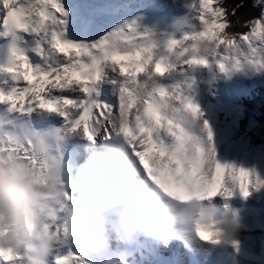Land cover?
<instances>
[{
  "label": "snow or ice",
  "instance_id": "snow-or-ice-1",
  "mask_svg": "<svg viewBox=\"0 0 264 264\" xmlns=\"http://www.w3.org/2000/svg\"><path fill=\"white\" fill-rule=\"evenodd\" d=\"M190 7L194 24L161 34L139 20L102 27L112 11L107 3L0 0V157L43 171L64 157L69 136L123 140L142 173L176 198H229L237 188L246 198L249 176L251 189L264 187L254 169L221 163L214 147H204L190 76L213 64L224 73L264 69V0H193ZM37 119L46 130H37ZM62 211L40 207L35 227L52 245L46 258L0 248V264H49L50 255L53 264H84L70 246ZM195 231L219 242L214 227Z\"/></svg>",
  "mask_w": 264,
  "mask_h": 264
},
{
  "label": "clouds",
  "instance_id": "clouds-1",
  "mask_svg": "<svg viewBox=\"0 0 264 264\" xmlns=\"http://www.w3.org/2000/svg\"><path fill=\"white\" fill-rule=\"evenodd\" d=\"M82 162L65 157L41 171L26 161L0 157V248L46 258L50 241L35 227L40 207L61 208L68 237L94 248L109 242L110 210L130 239L138 234L168 246L197 225L214 227L225 248L240 247L239 213L216 197L176 198L146 177L123 140L88 141ZM71 194V195H69ZM126 264V262H125Z\"/></svg>",
  "mask_w": 264,
  "mask_h": 264
},
{
  "label": "rangeland",
  "instance_id": "rangeland-1",
  "mask_svg": "<svg viewBox=\"0 0 264 264\" xmlns=\"http://www.w3.org/2000/svg\"><path fill=\"white\" fill-rule=\"evenodd\" d=\"M172 1L173 3L178 2V4L175 3L171 4L170 8L167 9L162 15L155 17L156 19L155 18L154 19L156 23L154 24L153 27H149L150 29H153L158 33L159 30L163 28V24L168 25V23H170L169 19L162 18L163 16H165L164 14L167 13L168 11L171 13H175V15L180 14L183 16L177 24L174 25L173 23L172 29L168 28L169 33H174L175 31L186 29L189 25L195 23L194 20L195 13L193 12V10L190 9V6L188 4H186L185 2H179V0H172ZM106 22L109 28L112 27L109 21L106 20ZM144 26L147 27L145 23ZM226 74H229L231 80L234 82H238L239 80L241 81V83L244 86V89L240 90L239 93L243 92L244 90L252 86L254 82L262 83L264 86V69L258 71L253 67L245 66L242 70L224 73V76H226ZM198 94H200V92ZM212 101L214 102L215 100H211V102ZM219 109L220 107L215 108L213 114L216 115ZM213 119L216 120V118H210L212 122ZM205 121L208 122L207 117H205ZM238 127H239L238 113L233 111L231 117L229 118V121L226 122L223 127H221L222 132H218L216 130V133L213 134V141H214L213 144L215 146L216 159L220 161V156L223 155L226 157L227 163L235 164L237 167H241L242 162L244 161L242 167L250 170L254 169L261 176H264V147L262 145H258L254 141V138L252 139L249 136L247 137L246 132H242L240 129H238ZM225 135L231 136L233 139V143L224 146L222 140L226 138ZM228 153H230V155ZM253 179L254 178L251 176V178L248 180L250 185L249 190L251 191V194L248 197L246 198L244 197L242 199L251 201L260 207H264V187L263 190L251 189ZM234 195L243 196V194L239 191L238 188L234 190ZM224 199L226 200L227 198ZM233 203L234 201L227 203V205ZM242 225L243 227L239 233V237L241 238L242 235L246 232L244 231V224ZM250 225L251 223L248 222L247 226ZM180 242L181 245L179 244V246L181 247H176V248L178 249L181 248V252H183V254L185 252V256L183 255V261L181 259V254H179L178 256L181 261V264H239L233 260L230 249H225V250H218L214 248L210 249L208 246V244L211 245L210 243L206 241L202 242L200 240H196L195 236L191 237V235L189 237L180 239ZM204 243L207 245H205ZM113 247L115 246L113 245ZM125 262L126 264H128L129 261L126 260ZM118 263L121 264L123 262L122 260H120L118 261Z\"/></svg>",
  "mask_w": 264,
  "mask_h": 264
},
{
  "label": "bare ground",
  "instance_id": "bare-ground-1",
  "mask_svg": "<svg viewBox=\"0 0 264 264\" xmlns=\"http://www.w3.org/2000/svg\"><path fill=\"white\" fill-rule=\"evenodd\" d=\"M156 1H157L156 5H162V6H166V7L170 3L169 0H160V1L155 0V2ZM89 2L94 3L93 0H89ZM144 2H145V5H146L145 8L147 9L148 6H150L153 1L152 0H145ZM108 7L110 9H112L110 6H108ZM203 68L207 70L208 75L210 76V80H212V76L215 74L214 70L212 68V65L209 66V67H203ZM193 70H197V69L195 68ZM192 75H195V73H193L191 71L190 72V76H192ZM193 98H194L195 102L200 106L201 112H206L207 116H210V114L212 113L214 108L218 106V104L213 102V101L210 102L207 105H203L201 98H198V97H193ZM201 118H202V116L196 118V126H195V131H196V133H197V135L199 137L204 136V134L206 132H208V129L203 127L204 124L201 121ZM52 123H54L56 125H60L62 123V121H60L59 119H55ZM47 127H48V125L41 123L40 120L37 119V123H36L37 130H46ZM210 128H211V131L214 130V128H212L211 126H210ZM202 142H203V140H202ZM87 147H88V141L83 139V138H81V137H79V136H75V135L67 137L62 142V145H61V148H62L64 156L73 158L75 160V162H82L84 160V158H85V156L87 154L86 153ZM220 162L221 163H225V157H222ZM218 197L219 196H217L216 199ZM230 206L233 207L234 203L230 204ZM235 206L236 207L234 208V210H237L238 209V205L236 204ZM109 213L113 214V215L110 216V225L114 224V227L118 230L119 229V225H120L118 211L117 210H110L107 214H109ZM193 236L197 237L196 240H200V241L204 242L198 236H196V235H193ZM128 239H129V237L127 236V234L125 232H123V234L121 235V237L119 239H115L114 238V233L109 231V242H108V244L105 247L100 248V249L93 248V250L89 254L78 253L76 251V247H77V245H78V243L80 241L79 239H77L75 237H71V238H69V243H70V246H71L72 250L75 253H77L78 255H80L81 257L84 258V264H87V263L93 264L94 261H96V260H100V259L105 258V257L106 258H111L112 252L123 250L124 249V245H129L130 244V245H134L135 246L141 240H145V238L142 237V236L141 237L137 236L135 239H131V240H128ZM152 241L155 243V245L159 244L154 239ZM206 242H208V241H206ZM208 243H210V242H208ZM175 244H176V247H181V246H179V244L181 245L180 239L172 240V244L170 246L171 252H173V246ZM210 244H212V243H210ZM113 245L115 247H113ZM245 246L248 248L249 244L246 243ZM109 252H110V254H109ZM248 252H249V249H248ZM250 254L251 253L249 252V256H250ZM260 258H262V257H259L257 259H260ZM48 261H49V264H52L53 263L52 261H54V256L50 255L48 257ZM5 264H7V262H5Z\"/></svg>",
  "mask_w": 264,
  "mask_h": 264
},
{
  "label": "trees",
  "instance_id": "trees-1",
  "mask_svg": "<svg viewBox=\"0 0 264 264\" xmlns=\"http://www.w3.org/2000/svg\"><path fill=\"white\" fill-rule=\"evenodd\" d=\"M232 2V0H229ZM212 7H215L213 4ZM257 12H253L250 15L256 16ZM241 32H246V28L237 29ZM259 98L262 99L257 100V106L255 104L249 105L240 115H239V128L242 132H246V136L250 138H254V141L258 145H262L264 147V90L259 93ZM256 101V100H255ZM250 128V129H249Z\"/></svg>",
  "mask_w": 264,
  "mask_h": 264
}]
</instances>
